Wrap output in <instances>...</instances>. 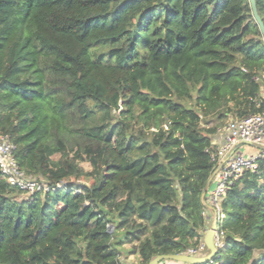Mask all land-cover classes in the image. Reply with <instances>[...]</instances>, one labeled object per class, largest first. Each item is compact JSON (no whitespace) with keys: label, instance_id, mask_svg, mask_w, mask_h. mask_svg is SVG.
Masks as SVG:
<instances>
[{"label":"trees","instance_id":"16d2710c","mask_svg":"<svg viewBox=\"0 0 264 264\" xmlns=\"http://www.w3.org/2000/svg\"><path fill=\"white\" fill-rule=\"evenodd\" d=\"M263 73L248 0H0V134L48 185L26 195L0 173V264L197 250L222 125L201 123L264 111ZM219 203L204 264H264V156Z\"/></svg>","mask_w":264,"mask_h":264},{"label":"built area","instance_id":"2783aa9c","mask_svg":"<svg viewBox=\"0 0 264 264\" xmlns=\"http://www.w3.org/2000/svg\"><path fill=\"white\" fill-rule=\"evenodd\" d=\"M255 80L261 82V95L264 97V73L256 76ZM223 133L224 142L215 148L212 159L218 167L212 180L211 188H208L206 195L213 210L220 214V199L234 180L241 176L246 170L255 168V160L264 156V111L250 114L240 118H231L225 122L219 130ZM239 144H250L257 146L256 153L248 154L240 150ZM237 146V149L223 162V159ZM15 145L10 139L0 134V173L2 177L12 186L31 195L38 191L48 190V185L33 175L25 173L14 157ZM223 216L222 214L220 215ZM216 244L220 245L216 234ZM202 244L197 250L189 249L188 254L195 255L204 250ZM158 264H187L184 262L163 260Z\"/></svg>","mask_w":264,"mask_h":264},{"label":"water","instance_id":"95a60500","mask_svg":"<svg viewBox=\"0 0 264 264\" xmlns=\"http://www.w3.org/2000/svg\"><path fill=\"white\" fill-rule=\"evenodd\" d=\"M251 8V12L253 15V18L255 20V23L258 26L259 32L262 36V40L264 43V23L257 11L255 0H248ZM237 149V146L223 159V161L220 163V166L223 164V162L229 157L235 150ZM217 169H214L213 172L208 177L205 186L201 192V199L204 206H206L204 202V198L206 195V192L214 178L215 173L217 172ZM212 208V207H211ZM213 209V208H212ZM214 218L212 220V223L210 224V227L205 232V235L203 237V244L204 248L207 250V253L203 255H191L188 253H174V254H157L153 258H151L147 264H158L160 261L163 260H172V261H178V262H184L187 264H204L208 261H211L213 257L216 255L218 251V246L216 244V234H217V213L214 211Z\"/></svg>","mask_w":264,"mask_h":264},{"label":"crops","instance_id":"0c3cea01","mask_svg":"<svg viewBox=\"0 0 264 264\" xmlns=\"http://www.w3.org/2000/svg\"><path fill=\"white\" fill-rule=\"evenodd\" d=\"M211 142L215 146V148L220 146L224 142L223 133L220 132V131H217L216 133L212 134L211 135ZM238 147L240 148L241 151H243L245 153H248V154L256 153V151L258 149L257 146L250 145V144H239ZM204 202L206 204V206H205V208H206V211H205L206 218L207 219L208 218H212L213 219L215 213H214V210L211 208V206L209 204V200H208L207 195H205ZM126 249H128V247H126ZM127 254H128V256H127ZM127 254L122 253L120 255V259H123V257L126 258V259H124L126 261H128L129 259H132L133 262L138 264L139 258H138V255L136 253H127Z\"/></svg>","mask_w":264,"mask_h":264},{"label":"rangeland","instance_id":"374dc122","mask_svg":"<svg viewBox=\"0 0 264 264\" xmlns=\"http://www.w3.org/2000/svg\"><path fill=\"white\" fill-rule=\"evenodd\" d=\"M107 49H108V45L106 43L105 44H99V45L94 46V48L92 49V54H93V56H96L99 53L106 52ZM229 118L231 119L232 117H228V118L226 117L222 121H217L216 118H214L213 116H210L208 118V121L207 122H205L203 120V122L201 124H202V126H211L213 124H222L223 125L225 122H227L229 120ZM52 158H53V160H57L59 158V154L54 155ZM79 165L83 169H85V170H87V169L90 168L87 162H80ZM212 220H213L212 218H208L207 219V227H206V230L204 231L203 237H204L205 232L207 231V229L210 227V224L212 223ZM129 246H131V244L126 243V244H124V246L122 248L126 252V250H127L126 247L129 248ZM205 253H207V250L206 249H204L202 252H199V253H197L195 255H203ZM127 256H128V254H127ZM124 259H126V258L123 257V259H121V261L123 262V264H136L135 262L132 261V259H129L128 261H126Z\"/></svg>","mask_w":264,"mask_h":264}]
</instances>
